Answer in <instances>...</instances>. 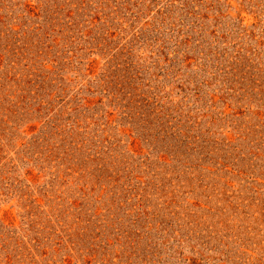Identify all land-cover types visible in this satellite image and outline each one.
Returning <instances> with one entry per match:
<instances>
[{"label": "rangeland", "instance_id": "obj_1", "mask_svg": "<svg viewBox=\"0 0 264 264\" xmlns=\"http://www.w3.org/2000/svg\"><path fill=\"white\" fill-rule=\"evenodd\" d=\"M0 264H264V0H0Z\"/></svg>", "mask_w": 264, "mask_h": 264}]
</instances>
